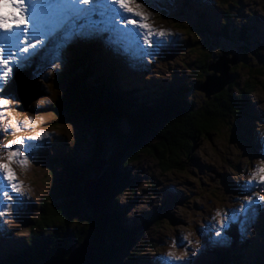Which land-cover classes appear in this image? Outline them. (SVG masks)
I'll return each mask as SVG.
<instances>
[{
  "label": "rangeland",
  "instance_id": "rangeland-1",
  "mask_svg": "<svg viewBox=\"0 0 264 264\" xmlns=\"http://www.w3.org/2000/svg\"><path fill=\"white\" fill-rule=\"evenodd\" d=\"M149 3L151 6L146 4L143 11L150 13L147 22L151 27L179 33L158 38L163 42L152 49L154 55H142L140 48L126 45L111 34L103 40L74 39L66 48H61L56 39L14 75L12 81L20 74L32 72L29 82L33 92L26 95V101L38 94L44 97L32 103L26 113L17 111L21 103L13 106L11 116L20 122L21 131L10 130L3 135L0 147L16 135L37 132L49 135L31 142L37 148L31 153L28 165H12L24 185L27 199L0 218L2 260L12 252L29 249L26 241L34 234L40 205L49 191L67 177V164H86L91 158L94 137L89 126L71 120L68 114L59 115L55 107L64 96L72 61L77 54L87 52L88 44L95 43L101 51L90 53L91 59H100L105 72L107 69L114 72L122 89L140 90L135 101L156 105L153 90L171 89L181 90L186 101L195 107H205L211 100L196 88L205 82L200 61L207 56L213 61L225 57L235 62L234 67L237 65L228 84H233L230 96L237 97L236 102L240 104L243 88L248 92V104L241 103L238 107L243 117L238 121L232 113L221 117L217 130L196 142L198 146L186 161L184 172H164L152 156L143 153L125 169L118 167L125 188L117 195L115 205L122 225L136 231L134 246L129 251L136 261L127 262L129 255L122 254L115 264H215L217 258L222 259L217 254L226 255L228 264H263L264 212L246 216L233 210L249 192L245 182L253 165L264 158L261 155L264 152V0H149ZM226 17H230L228 23L224 21ZM223 51L225 54H221ZM55 64L61 67L56 68ZM257 71L261 73L255 74ZM247 82L255 88L253 93L245 89ZM8 89L9 85L7 92ZM25 122L31 123L25 126ZM246 127L249 133L245 132ZM84 137L87 141L80 142ZM255 191L264 195L260 187ZM217 212L221 215L217 216ZM225 213L226 227L222 236L216 237V221L225 218ZM232 224L237 228L231 229ZM78 226L79 223L75 228ZM229 232L238 234L239 241ZM39 235L46 233L37 231L36 236ZM198 240L200 244L196 245ZM217 240L222 243L216 244ZM170 251L182 258L167 259ZM193 252L196 254L192 255Z\"/></svg>",
  "mask_w": 264,
  "mask_h": 264
},
{
  "label": "trees",
  "instance_id": "trees-1",
  "mask_svg": "<svg viewBox=\"0 0 264 264\" xmlns=\"http://www.w3.org/2000/svg\"><path fill=\"white\" fill-rule=\"evenodd\" d=\"M229 20L230 17L224 19L226 23ZM86 51L77 54L72 61L69 82L55 110L59 115L68 114L71 120L89 126L94 137L91 158L86 164H67V177L49 191L40 205V218L34 226V234L28 239L29 249L12 252L4 260L0 257V264H39L50 258L66 259L86 239L93 246L96 264H115L122 254L129 255L127 262H135L129 251L134 246L136 231L122 225L115 205L117 195L125 188L118 167L125 169L143 153L152 156L164 172H184L186 161L198 146L196 142L217 130L221 117L232 113L238 121L243 117L239 105L248 104V92L244 88L240 92V104L236 102L237 97L230 96L234 88L232 83L208 100L210 102L203 108L187 102L181 90L154 89L156 105L135 101L140 90L122 89L114 72L110 69L105 72L100 59H91L90 53L96 54L101 49L92 43ZM215 62L217 60L213 61L210 56L200 61L204 79L210 76L208 69ZM234 64L230 65L229 75L233 71L236 73L237 65L234 67ZM245 89H251L249 93L255 90L251 82L245 84ZM12 93L9 85L6 94ZM245 132L249 133L250 129ZM86 141L84 137L80 142ZM97 163H104L101 175L109 174L111 189L104 212L95 219L93 210L85 204L83 189L87 181L97 178ZM78 223L79 228H75ZM236 228L231 226V229ZM37 231L46 236H36ZM230 235L239 241L238 234ZM217 256L222 259L217 258L215 264L229 263L228 257L224 259L226 255Z\"/></svg>",
  "mask_w": 264,
  "mask_h": 264
},
{
  "label": "snow or ice",
  "instance_id": "snow-or-ice-1",
  "mask_svg": "<svg viewBox=\"0 0 264 264\" xmlns=\"http://www.w3.org/2000/svg\"><path fill=\"white\" fill-rule=\"evenodd\" d=\"M146 4L151 6L149 0H0V125H3L0 138L10 130L21 131L20 122L11 116L13 106H18L19 101L6 94L8 85L19 70L43 53L47 44L58 39L59 46L66 48L74 39L103 40L111 34L126 45L134 44L140 48L142 55H154L152 49L163 42L158 38L179 35L163 28H152L147 22L150 13L143 11ZM54 67L61 65L55 64ZM28 123L31 122H25V126ZM48 135L47 132L16 135L0 147V218L27 199L24 185L18 180L12 165H28L31 153L37 148L31 142ZM261 155L264 157V152ZM245 184L249 192L233 211L246 216L264 212V195L255 191L256 187L264 190V158L253 165ZM220 215L217 212V216ZM226 217L227 213L225 218L216 221V237L222 236ZM188 243L191 245L192 241ZM215 243L221 244L222 241ZM199 244L200 241H196V245ZM181 258L171 251L167 253L169 260Z\"/></svg>",
  "mask_w": 264,
  "mask_h": 264
},
{
  "label": "water",
  "instance_id": "water-1",
  "mask_svg": "<svg viewBox=\"0 0 264 264\" xmlns=\"http://www.w3.org/2000/svg\"><path fill=\"white\" fill-rule=\"evenodd\" d=\"M233 61L228 58L222 57L217 62L209 67V72L212 75L207 76L205 82L197 89L205 95L207 100H211L212 97L220 94L230 83V65H233ZM31 72L20 74L13 80L12 88L15 93L16 100L21 103V106L17 109L20 113H26L29 106L37 101L39 98H43L44 94L35 95L31 100L26 101V95L32 91V85L30 84ZM104 168V163L95 169L97 178L88 181L84 184L83 194L84 201L88 208L93 210V216L95 219L102 214L106 208L110 189L111 181L109 174L101 172ZM39 264H96L94 260L93 246L86 239L78 247H76L66 259L50 258L45 259Z\"/></svg>",
  "mask_w": 264,
  "mask_h": 264
},
{
  "label": "bare ground",
  "instance_id": "bare-ground-1",
  "mask_svg": "<svg viewBox=\"0 0 264 264\" xmlns=\"http://www.w3.org/2000/svg\"><path fill=\"white\" fill-rule=\"evenodd\" d=\"M211 26H212V25H211ZM232 225H234V224H232ZM128 228H129V227H128ZM29 237H30V236H29ZM29 237L27 238V241H26V242H27V245H28V241H29L28 239H29ZM21 251H23V250H20L19 252H21ZM5 259H6V258H5ZM3 260H4V259H3Z\"/></svg>",
  "mask_w": 264,
  "mask_h": 264
}]
</instances>
